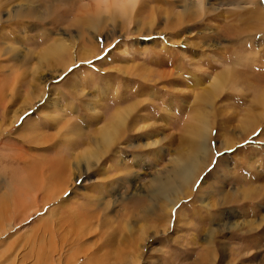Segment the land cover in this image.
<instances>
[{"label": "rangeland", "instance_id": "374dc122", "mask_svg": "<svg viewBox=\"0 0 264 264\" xmlns=\"http://www.w3.org/2000/svg\"><path fill=\"white\" fill-rule=\"evenodd\" d=\"M96 1L82 3L91 7ZM196 1L140 0L131 22L125 16L113 25L108 21L100 34L60 24L48 36L65 34L69 51L49 62L41 56L51 43L39 36L50 18L11 22L21 4L9 1L0 15V49L13 46L16 52L13 60L8 53L2 58L0 89L18 84L6 92L11 99L4 112L0 104V205L16 193L14 181L25 163L48 161L51 167L64 156L72 172L67 191L49 207L50 220L32 211L15 223L17 234L8 244L18 241L23 255L45 220L77 228V217L87 212L93 229L85 243L77 232L62 230L68 243L81 244L64 246L65 257L122 248L127 255L118 264H133L138 253L139 264H264V4ZM35 2L43 16L49 2L64 16L76 1ZM104 13L103 19L109 17ZM181 15L187 22L176 28ZM218 78L220 90L206 99ZM121 111L122 134L105 148L101 130ZM189 155L207 166L192 181L191 194L168 205L160 191V197L152 194L154 179L169 172L171 183H180L174 171ZM252 183L255 192L248 193ZM7 247H0V264H11L4 258Z\"/></svg>", "mask_w": 264, "mask_h": 264}, {"label": "bare ground", "instance_id": "6f19581e", "mask_svg": "<svg viewBox=\"0 0 264 264\" xmlns=\"http://www.w3.org/2000/svg\"><path fill=\"white\" fill-rule=\"evenodd\" d=\"M9 1L10 0H0V15L4 12V10L8 9L9 5L11 4L9 3ZM75 1L76 2H74L73 4L69 6L71 7V9L68 12H65L67 8L62 11L60 10V12L66 13L64 16H57V14L59 13L57 12L58 9L56 10L54 3L49 2L47 8L48 9L50 8V9L48 10L47 15L45 14L46 16H43L41 14V10L39 11L40 9L38 7L39 4L35 2V0H19V3L21 5L16 6V9L12 11V14L9 16V19L11 22L12 21L14 22L19 19H23L24 17L35 19L36 21H43L46 17L48 19L50 18L49 21L47 22L50 28H47V30H42L43 31L42 33L44 34H40L39 36L40 42L51 43L50 46L47 47L46 50H44L43 54L41 53L42 54L41 58L45 62H49V59L53 60L57 55L58 57L59 55H61L62 57L64 55H67L69 51V49L66 48V46H64L63 44V40L65 39V36H64L65 34L60 33L58 35H55L54 37L51 36L50 38L48 36L50 32L57 30L60 24H69L70 26L66 27L67 31L69 29L77 28V30H79L82 34H85L89 30L94 31V33L100 34L102 31L108 28L106 25L108 21H109L108 22L109 25L110 24L113 25L117 23L120 17L123 18L125 16L127 17L125 20L127 22H131L132 21L131 16L134 13L135 8L140 2V0H97L96 1L97 3L93 4V6L91 7H88L87 5H84L82 3L83 1H86V0H83V1L75 0ZM66 2H64L65 3L64 5H66ZM196 2L200 3L202 6L205 0H197ZM23 3L28 4V5L29 3H31L29 5L30 7L27 12L25 11L26 9L24 10V7L22 6ZM67 4L69 5L68 2ZM95 5L97 7H95ZM106 10L108 13H110V15L109 17L103 19L102 17H103V14H105L104 12ZM183 18L184 17H182V15L179 16V20L174 25L176 28H180L186 24L187 21H185ZM2 23H3V20H1V17H0V30L4 29L3 26H1ZM17 25H20V24H17ZM38 26H39V22H38ZM42 26L43 24H41V27ZM65 26L64 27L62 26V27L65 28ZM87 40H88V43L91 42L90 38H88ZM13 52H16V48H14L13 46L9 47L6 50L4 49V51L3 49H0V68L2 67L1 64L4 63V60H2L4 55H7L8 53L9 55L12 56V60L15 58V56H13ZM69 53L73 54L72 52H69ZM70 66L71 65L67 67H70ZM167 74L170 75V73L168 72ZM0 76H1V72H0ZM4 76L5 75L3 74L2 76L3 79H4ZM17 77H18L17 80H19L20 77L19 76ZM1 80L2 79L0 77V81ZM222 82H223L222 78H218L212 81L211 87L207 91L205 98L208 99L209 97L217 93L220 90L219 88L223 84ZM16 84L18 83L15 82V83L9 84L7 82L4 84L3 88L0 89V104H4V106L2 105L4 108L2 109L3 112L5 111L6 104L9 103L11 99L10 97L11 95H7L6 92L8 91L9 93H12L17 86ZM122 112L123 111L118 113L114 121L113 122L111 121L101 130L102 141H103L105 148L115 144V142L118 141V139L120 138L122 134V133H119V129H123L124 124H125L123 120V117L125 116H123ZM15 122H16V118L15 120H13L11 123L6 125L5 127L6 128L8 126L12 127L15 124ZM5 124L6 123H4V125ZM192 126H195V125L191 124L189 127H192ZM66 158L67 157H64V156L62 157L60 156V158H56L51 163V167H48V165L46 164L48 163V161H45L46 163L41 162V161H36L33 163H29V164L25 163L22 166V169L25 173H23L22 176H18L20 172L19 173L17 172L18 175L16 177V180L13 178L15 180L14 182L15 183L17 182L16 191L14 189L16 193L10 200H7L8 201L7 203L5 201L4 205H2L3 203H1L0 205L1 206L0 207V237L1 235L3 237L1 241V246L8 245L7 249L5 250L6 255L4 256L6 262H11V264L24 263L27 261H29L30 264H113V261H114L115 264H118L119 262L124 261L123 258L125 257V255H127V250L125 249L123 250L122 248H113L111 249V251L104 253L103 255L99 254V251H101L99 249H96L94 251L83 249L81 250V252L73 251L70 255L68 254L65 257L64 246L70 245L73 249V247L80 248L81 244L78 246L77 245L78 241L74 242L75 244L68 243L65 239L69 235L67 236L65 234L66 238L63 239L64 232H62V230L64 229V231H67L69 229L68 234H76L75 232H77L78 233L77 236H80V237L83 236L81 240H85L86 236L89 235V233L93 229V224H92L93 215H90L85 211H84L85 212L84 215L81 214L82 216L77 217V218L80 217V219L77 220L75 223V225H77V228L59 226V224L61 225V223L56 225V223L58 222H55V224L54 222H52V224L47 223V221L50 220L51 218L50 216L53 214V211H54V209H49V207L57 203L60 192L63 194L65 191H67L68 186H69L68 185L69 180H71L70 179L72 176V172H70L71 163ZM39 163L41 164V166ZM177 164H178V167H177L178 169L176 168V172L174 171V174L178 175V179L181 181L177 185L174 186L173 185L174 183H171L172 178L170 177L171 176L170 174L172 173L169 174V172L165 173V175H161L154 179L155 181L154 186L156 187V189H154L155 191L152 192V194L156 196L158 195L156 194L157 191H160L159 195L167 199V201L169 202L168 205L172 204L175 200L177 201V199H179L178 197L181 194L184 195V192L186 194L188 192L191 194L192 189L194 187V185H191L192 181L197 180L201 176V174L204 172V169L207 166L205 159H202L199 156H195V155H189L186 160H180L177 162ZM74 176L78 178L80 177V173L78 169H76ZM174 180L176 179L174 178ZM53 181H54V185L56 184V186L54 188H50L51 186H53L52 184ZM249 187L250 188L247 189L248 193L255 192L253 183ZM168 194L174 199L173 198L169 199ZM160 196H156V197H160ZM27 198H31L33 200L30 199L31 200L30 202H26ZM163 208L164 210H166L168 207L167 205H164ZM32 211H34L36 215L39 214L40 217L45 216L44 218H46V215H47V221L45 220L43 222V226L40 228L41 229L40 234H37V235L34 234L35 235L33 236L34 237L33 239L35 240L34 247L28 250L23 255V252H21V250L19 249L20 248L18 245L19 242L15 241L13 244L10 245L8 244V240L17 234L15 232V228L17 227L18 223L17 224L15 223L20 219L29 217V213H31ZM28 219L29 218H26V220ZM201 230L207 231L203 228V226H201ZM212 230L213 229L208 231L210 232L209 235L212 233L211 232ZM71 238L73 237L71 236ZM140 239L141 241L139 239L135 241V250L138 249V246L140 244H143L144 242H146L145 239H142V238ZM139 241L141 242L140 244H139ZM83 242L85 243L86 240ZM107 242H110V241H107ZM133 244H132V247L134 249ZM112 245L113 244L108 245V246L113 247ZM211 252L213 251L211 250ZM138 254H137V258L134 259L130 263H133V264L140 263L141 258L139 259V257L141 256L138 257ZM126 263L127 261L125 259L124 264Z\"/></svg>", "mask_w": 264, "mask_h": 264}, {"label": "snow or ice", "instance_id": "6c2138e0", "mask_svg": "<svg viewBox=\"0 0 264 264\" xmlns=\"http://www.w3.org/2000/svg\"><path fill=\"white\" fill-rule=\"evenodd\" d=\"M261 3L264 4V0H261Z\"/></svg>", "mask_w": 264, "mask_h": 264}]
</instances>
